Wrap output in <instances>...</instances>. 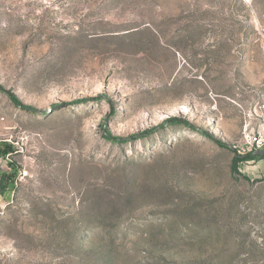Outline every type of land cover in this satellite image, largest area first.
Masks as SVG:
<instances>
[{
  "label": "rangeland",
  "instance_id": "1",
  "mask_svg": "<svg viewBox=\"0 0 264 264\" xmlns=\"http://www.w3.org/2000/svg\"><path fill=\"white\" fill-rule=\"evenodd\" d=\"M262 33L264 0H0V264H264Z\"/></svg>",
  "mask_w": 264,
  "mask_h": 264
},
{
  "label": "built area",
  "instance_id": "2",
  "mask_svg": "<svg viewBox=\"0 0 264 264\" xmlns=\"http://www.w3.org/2000/svg\"><path fill=\"white\" fill-rule=\"evenodd\" d=\"M261 48L264 56V33L261 35ZM239 152H256L264 149V102L259 104L254 121L247 125Z\"/></svg>",
  "mask_w": 264,
  "mask_h": 264
},
{
  "label": "trees",
  "instance_id": "3",
  "mask_svg": "<svg viewBox=\"0 0 264 264\" xmlns=\"http://www.w3.org/2000/svg\"><path fill=\"white\" fill-rule=\"evenodd\" d=\"M10 98L12 99V101L17 104V105H22L20 100L17 98L16 94L10 93L9 94ZM25 107V106H24ZM109 132H106L105 134L108 137H111V135L108 134ZM204 133V132H203ZM206 134V133H205ZM208 135V134H207ZM117 143H122L124 139L122 138H113ZM216 142L221 145V146H226V144L222 143L221 141L216 140ZM254 152H249L247 154H236L235 159H234V167L235 169H237L238 164L241 161L247 160L249 159V157L253 156Z\"/></svg>",
  "mask_w": 264,
  "mask_h": 264
},
{
  "label": "water",
  "instance_id": "4",
  "mask_svg": "<svg viewBox=\"0 0 264 264\" xmlns=\"http://www.w3.org/2000/svg\"><path fill=\"white\" fill-rule=\"evenodd\" d=\"M0 90L6 92L7 94H10V92H9L8 90H6L1 84H0ZM58 108H59V107H57V109H58ZM255 154H258V155H262V156H264V149L257 150V151L255 152Z\"/></svg>",
  "mask_w": 264,
  "mask_h": 264
}]
</instances>
